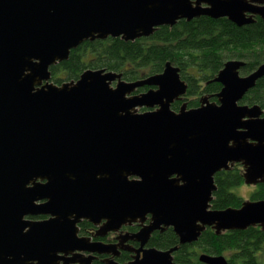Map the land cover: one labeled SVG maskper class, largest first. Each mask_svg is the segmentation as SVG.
<instances>
[{
    "label": "water",
    "instance_id": "95a60500",
    "mask_svg": "<svg viewBox=\"0 0 264 264\" xmlns=\"http://www.w3.org/2000/svg\"><path fill=\"white\" fill-rule=\"evenodd\" d=\"M205 15L245 26L264 20V0H0V264H94L92 253L119 246L80 236L83 220L104 234L151 215L143 245L164 227L180 245L208 227L264 230V199L212 208L215 175L236 163L247 185L264 183V110L241 102L264 63L243 75L247 62L229 59L210 80L223 85L217 101L178 110L189 84L171 61L135 81L107 68L52 80L51 67L86 41L133 42ZM180 245L136 250L124 264H177ZM199 259L229 264L223 254Z\"/></svg>",
    "mask_w": 264,
    "mask_h": 264
},
{
    "label": "trees",
    "instance_id": "16d2710c",
    "mask_svg": "<svg viewBox=\"0 0 264 264\" xmlns=\"http://www.w3.org/2000/svg\"><path fill=\"white\" fill-rule=\"evenodd\" d=\"M229 59H242L247 65L242 74L248 75L264 63V20L238 26L229 19L198 17L191 21H178L173 27L164 25L153 36L133 42L121 38L86 41L71 51L69 60L51 67L52 80L61 85L65 81L78 80L87 69L107 68L123 74L124 79L135 81L164 71L166 62L181 67L183 79L189 84V107H199L204 95L214 96L222 89L219 82H210ZM149 86L137 92H146ZM200 96V98H196ZM244 104H259L264 110V77L241 101ZM179 104L173 107L178 110ZM142 111H145L143 109ZM244 168L236 164L233 169L218 172L212 208L240 207L244 197L234 192L245 184ZM252 200L264 199V183L251 193ZM43 217V216H42ZM160 249L180 245L175 231L164 233L154 240ZM264 251V230L261 226L247 230H228L222 234L208 227L196 243L180 245L175 252L177 264H205L199 256L228 254L229 264H263L260 257ZM226 256V255H225ZM227 257V256H226Z\"/></svg>",
    "mask_w": 264,
    "mask_h": 264
},
{
    "label": "flooded vegetation",
    "instance_id": "af4514ba",
    "mask_svg": "<svg viewBox=\"0 0 264 264\" xmlns=\"http://www.w3.org/2000/svg\"><path fill=\"white\" fill-rule=\"evenodd\" d=\"M205 16H201V17H205ZM216 19H220V18H216ZM214 97L216 98V96ZM196 98H200V96H197ZM186 100H187V97L185 96L183 99L175 101L173 103V107L175 106V104L177 105L179 104L180 106L178 109H180L182 104L188 103ZM211 100L217 101V98L214 100L211 98ZM236 164L232 166V169L236 166ZM38 218L44 219L46 218V216H43V217L38 216ZM151 222L152 221H151V215H150L143 223L134 222L131 225L122 226L120 230H116V231L112 230L104 234L103 233L100 234L99 230L101 229V225H96L87 220H83L79 224L80 225L79 235L89 237L91 238L93 242H99V243L104 242L106 244H118L119 245L117 246V248H115L113 252H110V253H103V254H100L97 252L92 253V255L95 256L93 260L94 264H106L108 261H113V260L121 264H124L126 262H130L134 260V257L138 254L136 250H139V249L141 250L140 253L142 257L144 256V253H143L144 249L153 248L154 246L158 247L157 245H155L154 240L160 239L162 236H164V233L170 230H173L171 227H164V228L156 229L154 230V233L150 236V238L146 241V243L143 245V242L137 239V234L139 233V231L143 229L144 226L150 225ZM85 255L88 256L90 254L86 252ZM61 264H64L63 260L61 261Z\"/></svg>",
    "mask_w": 264,
    "mask_h": 264
},
{
    "label": "rangeland",
    "instance_id": "374dc122",
    "mask_svg": "<svg viewBox=\"0 0 264 264\" xmlns=\"http://www.w3.org/2000/svg\"><path fill=\"white\" fill-rule=\"evenodd\" d=\"M187 102L189 103V99L193 98L194 96L186 95ZM259 185H247L246 183L242 186L236 187L234 192L238 193L239 195L243 196L244 199H251V193L254 192ZM228 258V254H225ZM260 257H262V260L264 261V251L261 252ZM264 264V263H263Z\"/></svg>",
    "mask_w": 264,
    "mask_h": 264
}]
</instances>
